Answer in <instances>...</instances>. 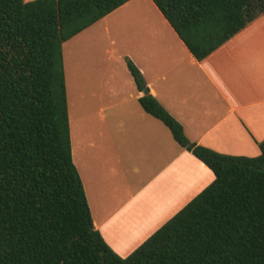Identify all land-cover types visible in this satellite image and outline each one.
<instances>
[{"label": "trees", "instance_id": "16d2710c", "mask_svg": "<svg viewBox=\"0 0 264 264\" xmlns=\"http://www.w3.org/2000/svg\"><path fill=\"white\" fill-rule=\"evenodd\" d=\"M129 1L0 0V264H264V141L254 158L192 143L150 94L142 109L215 179L126 258L95 229L72 156L63 45ZM151 1L198 61L264 14V0Z\"/></svg>", "mask_w": 264, "mask_h": 264}, {"label": "crops", "instance_id": "0c3cea01", "mask_svg": "<svg viewBox=\"0 0 264 264\" xmlns=\"http://www.w3.org/2000/svg\"><path fill=\"white\" fill-rule=\"evenodd\" d=\"M109 20L125 30V56L142 73L148 94L182 125L192 143L231 156L260 154L258 143L264 141V14L202 61L192 56L151 0H131L85 31L103 27L108 34ZM63 62L66 79L64 45ZM125 69L132 78L127 81L136 87L126 63ZM117 76L115 68L114 87L120 82ZM142 96L138 91V104ZM140 108L128 112L127 152L113 160L127 166L123 168L125 182L120 184L141 185L132 196L120 193L119 183L105 187L98 178L95 181L101 184L92 194V182L86 181L81 170L82 153L77 159L72 149L94 227L121 258L133 253L168 222L177 206L184 200L186 206L215 179L208 167L174 141L163 123ZM98 113L103 121L105 111ZM117 147L124 149V144L119 142ZM81 149L80 142L78 152ZM140 174L143 185L136 183Z\"/></svg>", "mask_w": 264, "mask_h": 264}, {"label": "rangeland", "instance_id": "374dc122", "mask_svg": "<svg viewBox=\"0 0 264 264\" xmlns=\"http://www.w3.org/2000/svg\"><path fill=\"white\" fill-rule=\"evenodd\" d=\"M108 22V34L103 31V27H94L95 29L84 31L82 35H77L78 37L64 44L68 115L73 153L77 159L78 154L82 153L81 170L86 181L89 179L92 182V194L98 189L96 185L101 184L95 181L98 178L105 187L109 183H119V192H124L127 197L135 194V190L141 185L131 188L128 184H120L125 182L123 168L127 166H118L113 160L127 152V122L131 115L128 112L141 108L137 102L136 87L133 88L127 81L132 78L125 69L126 32L118 29V22ZM99 24L103 26L104 23ZM115 68L120 79L117 87H114L111 78ZM100 110L105 111L106 117L103 121L98 117ZM120 125L123 128L116 131L115 128ZM80 142L83 152L82 149L78 152ZM119 142L124 144V149L117 147ZM141 177L142 174L136 183L143 185ZM185 203L186 200L183 201V206L175 208L168 221L185 207ZM165 218L167 219V215Z\"/></svg>", "mask_w": 264, "mask_h": 264}, {"label": "water", "instance_id": "95a60500", "mask_svg": "<svg viewBox=\"0 0 264 264\" xmlns=\"http://www.w3.org/2000/svg\"><path fill=\"white\" fill-rule=\"evenodd\" d=\"M143 93H144V95H147V94H148L147 89H145V90L143 91Z\"/></svg>", "mask_w": 264, "mask_h": 264}]
</instances>
